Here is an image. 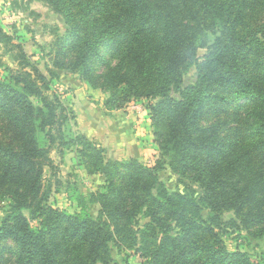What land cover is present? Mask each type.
Wrapping results in <instances>:
<instances>
[{
  "label": "trees",
  "instance_id": "obj_1",
  "mask_svg": "<svg viewBox=\"0 0 264 264\" xmlns=\"http://www.w3.org/2000/svg\"><path fill=\"white\" fill-rule=\"evenodd\" d=\"M44 2L68 27L48 56L50 82L75 75L108 94L110 110L150 100L159 155L151 167L107 161L84 135L67 136L73 114L0 29L2 47L20 54L0 79V203H9L0 264H109L110 245L136 249L146 264H254L221 236L233 228L264 240V0ZM52 148L73 151L74 168L104 181L70 198L73 213L48 203ZM163 165L181 192L158 181Z\"/></svg>",
  "mask_w": 264,
  "mask_h": 264
},
{
  "label": "rangeland",
  "instance_id": "obj_2",
  "mask_svg": "<svg viewBox=\"0 0 264 264\" xmlns=\"http://www.w3.org/2000/svg\"><path fill=\"white\" fill-rule=\"evenodd\" d=\"M0 29L4 34L12 38L13 44L20 45L22 50L24 47L27 52L37 54L35 60L28 59V62L36 66L46 76L48 87L51 88L49 92L55 94L62 103H66L69 106L71 103V95L67 99L66 96L70 93L71 88L67 83L70 82L73 86L75 85L77 87L82 82L78 77L75 79L74 77H69L65 72H57V74H60L57 86L53 82H50L47 75V68L50 66L48 56L53 53L54 45L65 36L68 30L64 20L58 14L54 13L44 0H0ZM209 40L211 41L212 37ZM202 54H204V51H199V56ZM19 57L20 54L18 51L5 49L0 44V79L6 76L5 69H17ZM194 80L195 71L191 68L184 77V85L192 84ZM81 86L83 90L82 99L79 101V104H81V108L84 110L86 121H89L87 107H91L94 112V116L92 118L90 117L91 128L93 127V138H114L113 142L115 145L113 147L112 145H107L106 148L95 146L104 150V158L107 161L115 162L130 159L121 158V154L117 151V145L120 143L116 141V138H124L125 129L124 127L120 128L117 118H112V114L108 113L109 111H113V113L117 111L110 110L105 106L109 95L92 90L84 83ZM150 102V100H139L131 101L129 104L138 103L139 105L141 104V109H145ZM123 109L118 114H126L125 111H122ZM66 110L68 118L71 119L74 113H71V108H67ZM72 119L73 121L68 122L67 128H65V134L67 136L77 135L78 133L74 131L78 127L75 122V116ZM151 133L152 131L150 130ZM134 138L141 137L135 136ZM136 153L135 151L134 154ZM49 158L50 164L44 169L43 180L44 183L48 182L50 185L48 203L52 207L73 213L76 209L74 204L71 203L70 198H75L80 193L87 195L90 192L100 190L104 184L101 176L97 174L88 176L83 170L74 168L76 161L73 151L71 153L64 152L63 156L59 157L55 153V148H52L49 152ZM147 159L149 157L146 158V156L142 157L140 155L136 160L148 166L150 163ZM157 176L158 181L170 193L176 191L181 192L184 188L179 183L178 178L171 173L166 165H163V168L158 172ZM192 187L197 194L201 193L196 185H192ZM8 205V201L0 203V220L8 212ZM97 210V206H88V213L92 218L96 217ZM202 216L203 218H207L208 212L203 211ZM233 217V213L224 212L221 219L223 222H227L233 219ZM31 226H35V223L31 222ZM221 238L228 251L245 253L254 264H264V240L252 241L244 232L233 228H225V232ZM110 258L111 261L109 264H146L145 259L139 256L136 249L127 251L113 245H110Z\"/></svg>",
  "mask_w": 264,
  "mask_h": 264
},
{
  "label": "crops",
  "instance_id": "obj_3",
  "mask_svg": "<svg viewBox=\"0 0 264 264\" xmlns=\"http://www.w3.org/2000/svg\"><path fill=\"white\" fill-rule=\"evenodd\" d=\"M23 51L29 59L35 60L37 58V54L34 52H27L24 47ZM58 75L60 76V74ZM68 76L74 77L75 79L77 78L75 75L68 74ZM53 83L54 85L58 84L57 81H54ZM67 85L70 86L71 90L70 93L67 94L66 99L71 95V103L69 106L66 103L63 104L67 108H71L74 113L75 122L76 125H78L74 131L84 135L89 141L93 142L97 146L106 148L107 145H112L113 147V145H115L113 142L114 138H93V127L91 128L92 124L90 119V117L92 118L94 116L93 109L91 107H87V116L89 121H86L84 110L81 108V104H79V101L82 99V83H79L80 86L77 87L75 85L73 86L70 82L67 83ZM133 105H135V109L133 108ZM127 107L122 110L123 112H126L124 115L118 114L121 110L115 111V114L113 111L108 112L112 114V118H117L120 128L124 127L125 129V137L116 138V141L120 143L117 145V151L121 154V158L125 159H137L140 155H142V157L146 156V158L149 157L147 160H149L150 165L148 166L151 167V165L153 166L158 159L159 153L157 146L154 143L153 135L152 133L150 134V130L152 131V128L148 112L144 108L141 109V104L139 105L138 103L129 104ZM133 110H135V112H133ZM112 128L114 129V127ZM135 136H139L141 138H134ZM135 151L137 152L136 154H134Z\"/></svg>",
  "mask_w": 264,
  "mask_h": 264
}]
</instances>
